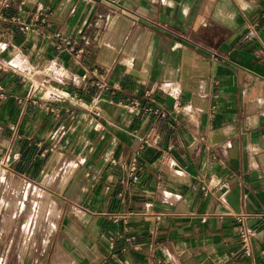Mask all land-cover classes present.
<instances>
[{"label": "crops", "instance_id": "obj_1", "mask_svg": "<svg viewBox=\"0 0 264 264\" xmlns=\"http://www.w3.org/2000/svg\"><path fill=\"white\" fill-rule=\"evenodd\" d=\"M24 1L82 53L0 25V260L264 264V0ZM13 180L55 214L45 240L14 251L28 211L9 204ZM237 212L254 229L249 256Z\"/></svg>", "mask_w": 264, "mask_h": 264}, {"label": "built area", "instance_id": "obj_2", "mask_svg": "<svg viewBox=\"0 0 264 264\" xmlns=\"http://www.w3.org/2000/svg\"><path fill=\"white\" fill-rule=\"evenodd\" d=\"M24 0H20L19 2L12 3L11 0H1L0 1V25L4 22L12 23L15 27L25 33H33L39 36H46L50 38H54L57 42L56 48L58 50H67L72 58L75 61H78L81 57L82 49L76 47L73 44L72 39L59 31H49V21L48 15L49 10L43 8H36L33 11H29L28 15L25 16L23 14V5ZM12 9V12L8 15L4 13L5 9ZM49 68H47L44 72L48 75ZM93 74L96 75V70H93ZM98 86H104L105 83L101 80L96 81L95 83ZM134 108L138 107L139 109H144L145 111H149L153 113L157 120L163 119L167 116L168 112L162 106L156 107H140L139 103L133 102L132 105ZM95 107H93L94 109ZM180 108V104H176L174 106V110L178 111ZM151 131L146 134L144 138L139 139V145L137 149L134 151L130 162L127 164V180L129 185L135 184L139 179V171L137 160L140 155L141 149L148 144V138L150 137ZM249 216L246 212H237L233 214V217L236 221L237 226V235L240 243V251L244 255L252 254V239L254 236V229H252L246 222V218ZM1 262V260H0ZM263 263H264V254H263Z\"/></svg>", "mask_w": 264, "mask_h": 264}, {"label": "rangeland", "instance_id": "obj_3", "mask_svg": "<svg viewBox=\"0 0 264 264\" xmlns=\"http://www.w3.org/2000/svg\"><path fill=\"white\" fill-rule=\"evenodd\" d=\"M13 195L9 200V204L13 206H23L22 212L19 214L20 218L12 230L14 234L12 249H16V243L26 244L27 241L34 238L35 240H45V233L51 229L53 219L55 217L52 211V200L47 193L38 194L39 189L33 185L23 184L19 180L12 182ZM40 193V192H39ZM34 206H39V210ZM15 245V246H14ZM4 264V260L0 262Z\"/></svg>", "mask_w": 264, "mask_h": 264}]
</instances>
